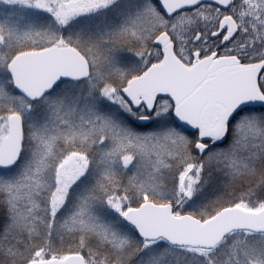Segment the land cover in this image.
<instances>
[{"label": "snow or ice", "instance_id": "6c2138e0", "mask_svg": "<svg viewBox=\"0 0 264 264\" xmlns=\"http://www.w3.org/2000/svg\"><path fill=\"white\" fill-rule=\"evenodd\" d=\"M0 264H264V0H0Z\"/></svg>", "mask_w": 264, "mask_h": 264}]
</instances>
